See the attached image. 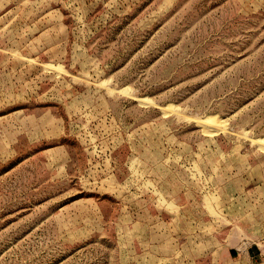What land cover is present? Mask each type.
Here are the masks:
<instances>
[{
	"label": "rangeland",
	"instance_id": "obj_1",
	"mask_svg": "<svg viewBox=\"0 0 264 264\" xmlns=\"http://www.w3.org/2000/svg\"><path fill=\"white\" fill-rule=\"evenodd\" d=\"M0 264H264V0H0Z\"/></svg>",
	"mask_w": 264,
	"mask_h": 264
}]
</instances>
